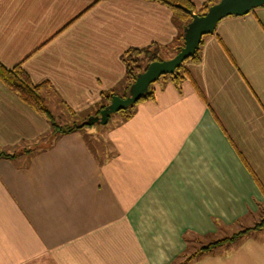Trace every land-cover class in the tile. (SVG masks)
Returning <instances> with one entry per match:
<instances>
[{
    "label": "crops",
    "instance_id": "0c3cea01",
    "mask_svg": "<svg viewBox=\"0 0 264 264\" xmlns=\"http://www.w3.org/2000/svg\"><path fill=\"white\" fill-rule=\"evenodd\" d=\"M187 24L155 0H0V62L21 63L46 105L86 121L107 94L128 91L127 49L174 56ZM200 48L180 85L161 76L105 138L100 123L54 136L0 81V151L30 150L0 159V264H178L192 240L205 246L259 220L264 6L222 18ZM186 264H264V228Z\"/></svg>",
    "mask_w": 264,
    "mask_h": 264
},
{
    "label": "trees",
    "instance_id": "16d2710c",
    "mask_svg": "<svg viewBox=\"0 0 264 264\" xmlns=\"http://www.w3.org/2000/svg\"><path fill=\"white\" fill-rule=\"evenodd\" d=\"M99 0H96V2ZM159 1L162 3H165L172 7L184 20L190 21L191 16L184 11L182 8L178 7L177 4L184 5L188 8L195 9L199 14H205L208 10L209 5L212 3L211 0L203 4L198 10L195 6V4L191 0H155ZM183 39H184V34H183ZM184 43V40H183ZM202 44V42H201ZM200 44V45H201ZM154 47H144V48H129L127 49L123 55L122 59L125 63L126 70H127V81H128V90L130 86L133 84V82L136 79V76L139 72L144 71L147 69L148 65L155 60H161L157 54V50ZM201 48L199 47L196 53L189 57L187 60H185L176 70L175 74H169L166 76H169L177 85H180L182 81L186 78L187 74L184 69V64L186 62H199L201 60V54H200ZM146 61L145 65H141L142 61ZM0 81H2L7 87H9L14 93H16L22 101H24L26 104L31 106L36 112L39 114H42L46 116L48 121L51 124L53 135L57 136L60 134H65L68 132H72L78 129H81L86 126V124L82 125L85 121L82 122H76L73 125H68V126H60V124L57 123V121L54 118V115L51 113L50 109L47 107V105L44 102V99L42 95L40 94V88L42 85L35 84L32 82L31 78L29 77L27 71L23 68V66L20 64L15 65L12 68H8L4 66L0 62ZM128 94V91H126L124 94L120 95L122 97H125ZM117 94H107V101L108 103L104 106H102L101 110L105 108L112 100V97ZM154 96V89L150 87V90L148 94L137 101L136 103L152 98ZM135 103V104H136ZM135 104L131 105L127 109L120 110L119 112L121 115H123V119H128L133 112V107ZM100 110V111H101ZM99 111V113H100ZM98 113V114H99ZM110 118V116H109ZM109 121V120H108ZM23 151H30L29 149H24ZM23 151L19 152H7V151H0V159L1 158H14L18 155V153H21ZM263 226H264V220H262ZM259 223V225L261 224ZM257 226L251 227V228H246L242 230L239 233H236L232 237L229 238H224L215 242H212L208 245H205L201 247L200 250L192 253V254H186L183 259L178 263V264H186L190 260H192L194 257H196L199 253H201L204 250H208L214 245H217L223 241L226 240H233L235 239L236 236H239L242 233H245L251 229H255Z\"/></svg>",
    "mask_w": 264,
    "mask_h": 264
},
{
    "label": "water",
    "instance_id": "95a60500",
    "mask_svg": "<svg viewBox=\"0 0 264 264\" xmlns=\"http://www.w3.org/2000/svg\"><path fill=\"white\" fill-rule=\"evenodd\" d=\"M177 6L191 16V21L184 28V44L179 51L170 59L152 61L147 69L137 74L125 97L114 95L99 115L91 116L82 125L106 124L111 114L127 109L144 98L151 84L163 75L175 74L177 68L196 53L203 37L213 33L222 18L229 15H245L256 7L264 6V0H220L209 6L205 14H199L195 9L181 4Z\"/></svg>",
    "mask_w": 264,
    "mask_h": 264
},
{
    "label": "rangeland",
    "instance_id": "374dc122",
    "mask_svg": "<svg viewBox=\"0 0 264 264\" xmlns=\"http://www.w3.org/2000/svg\"><path fill=\"white\" fill-rule=\"evenodd\" d=\"M215 3H217V2H215ZM215 3H211L209 6H211L212 4H215ZM198 9L199 8H197V10ZM190 21H187V22H190ZM153 48L154 47H152V49ZM156 50H157V54H158V56H159V58L161 60H167V59H170L171 57H173V56H170V54H171L170 51L173 50L172 48L160 47V48H156ZM145 63H146V61L144 60V61H142L141 65L142 66L145 65ZM165 76L166 75H163L161 78H163ZM156 82H154L152 84V86H154ZM46 103L49 106V108L51 109V113L54 115L55 120L57 121L58 124H60V126L73 125L74 123H76V122L77 123L78 122H82V120H83V119H80L77 114H75L72 110H70L68 108H65V107H63V106H61L59 104H58L59 107L57 106V108H55L52 105L50 106V104L47 101H46ZM122 119H123V115H121L120 112H116V113H113V114L110 115L109 121L106 124H96V125H94V128H99V132L101 133L102 138H105L108 128L110 126H113V125L119 123ZM87 127L88 126H86V128ZM78 130H80V129H78ZM49 139L50 138L48 136L47 139L40 140V142L38 143V145H32V146L33 147L35 146L34 148L43 147V146H46V145L48 146V144L50 142ZM98 142L99 141H95L94 139L92 141L93 145L96 146V148L101 149L102 142L101 143L100 142L98 143ZM262 220H264V214L259 218V220L256 223L252 224L250 227H247V228H251V227H254V226H257V228H255V230L264 228L263 223H261ZM259 223H261V224L259 225ZM251 230H253V229H251ZM241 231L242 230H240L239 232H241ZM201 245H202V242H200L199 240H197V241L192 240V242L190 243V248L188 250V254H190V253L192 254L194 251L200 250L201 247H203Z\"/></svg>",
    "mask_w": 264,
    "mask_h": 264
}]
</instances>
